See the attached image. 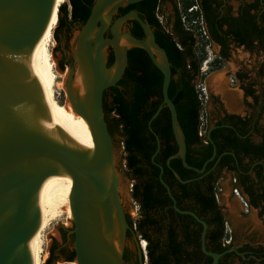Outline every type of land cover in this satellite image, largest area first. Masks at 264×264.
Segmentation results:
<instances>
[{"label":"water","instance_id":"1","mask_svg":"<svg viewBox=\"0 0 264 264\" xmlns=\"http://www.w3.org/2000/svg\"><path fill=\"white\" fill-rule=\"evenodd\" d=\"M145 0H96L85 25L75 39V66L70 67L65 90L74 112L90 126L94 153L73 149L72 132L59 122L49 102L33 79V69L39 41L46 32L56 0H0V264H32L28 242L40 226V210L36 196L55 185L64 172L73 180L71 210L75 235L73 249L77 264H126L124 252L128 224L122 199V181L117 169L116 147L103 110L104 93L123 78L128 66V53L133 48L147 52L163 74V104L149 122L159 115L163 106L171 113L172 128L179 152L171 159H181L185 168L197 173L206 170L186 164L187 142L178 120L175 104L169 97L172 81L167 52L157 43L147 21L132 11L114 20L120 8ZM60 13V8H59ZM59 20V18H58ZM136 20L145 31V38H135L123 27ZM111 33L112 37H106ZM126 37L130 47H122ZM115 60L108 66L109 49ZM84 76L86 93L83 99L74 89L76 70ZM213 129V128H212ZM210 132L208 138H210ZM158 154L161 144L156 135ZM177 213L191 215L202 226L201 250L219 264L222 257L234 252L244 256L236 247L224 253L206 248L209 225L196 213L177 207L170 186L163 180ZM169 168H171L169 166ZM182 184L183 181L175 172ZM114 225L119 226L115 230ZM118 228V227H117ZM114 242L120 247L115 249ZM141 264H145L144 254Z\"/></svg>","mask_w":264,"mask_h":264},{"label":"trees","instance_id":"2","mask_svg":"<svg viewBox=\"0 0 264 264\" xmlns=\"http://www.w3.org/2000/svg\"><path fill=\"white\" fill-rule=\"evenodd\" d=\"M68 2L72 7L70 11L68 4L63 2L56 7L57 28L54 32V39L58 46L55 50L59 48V33H71L70 29L73 24H81L82 28L88 20L96 0H68ZM158 3L159 0H145L125 6V12L138 8L146 13V15H142L141 19L158 27L156 41L167 52L172 70L169 97L176 106L178 120L186 136L188 148L186 164L202 169L206 161L212 157L214 147L217 149V157L213 163L222 157V168L228 167L230 171L233 170L229 166L231 162L240 161L246 152L253 155L255 161L262 162L258 164L261 184L259 189L248 194L249 203L252 207L257 208L260 201L263 202L260 212V216L263 217L264 143L257 145L243 141L238 135L244 136L245 133L235 122L231 123L234 130L226 127L217 128L211 132L212 142L204 143L206 137L202 138L199 135L203 106L199 100L195 82L200 78V69L207 59L205 45L198 46L197 40L182 28L180 16L178 22L182 35L178 37L177 41L174 40V37L161 27L155 16ZM183 3L186 11L194 4L191 0H184ZM112 64L113 57L108 65ZM62 69H64V65H62ZM221 69L222 62L216 60L211 72ZM123 77L117 87L111 88L114 100L111 108L107 109V115H114L112 123L124 148L126 168L132 180L135 181L132 196L141 205V218L137 227L139 233L148 241V262L149 264H212L213 259L206 256L201 250L203 226L192 216L179 214L173 208L169 212L166 211L165 206L168 204L172 206L173 201L160 182L162 170L158 165L164 167L162 178L170 186L176 201L181 199L183 201L192 195L195 197L198 205L195 213L209 225L206 248L214 253H224L229 250L231 245L224 246V240L228 238L233 240L232 234L230 237L228 236L227 221L215 197L219 177L209 183L207 187L203 186L202 180L181 184L173 171L183 181L196 179L201 175L185 168L182 160L178 158L169 161L171 167L169 168L167 162L171 156L178 154L179 147L174 136L168 107L163 106L157 118L152 121L151 127L154 132L149 129L150 120L163 104V74L154 65L145 50L133 48L129 51L128 66ZM125 82L132 84L129 91L120 89V86H123ZM246 94L253 96V91H248ZM262 96L264 98V94ZM261 113L264 115V106ZM229 118L236 119L240 123L245 121V119L234 115ZM156 135L160 139L161 147L154 158L156 163L154 164L152 158L158 149ZM213 163H210L207 168ZM175 184L181 189L180 195L174 191ZM237 186L245 195L239 179ZM177 207L186 211L181 205L177 204ZM130 225L134 227V222H131ZM151 230L155 231L156 235L150 234ZM66 233H69V230L65 231L63 242L67 240ZM246 250L259 254L247 255ZM238 251L245 254L246 260L236 253H227L219 264H264V248L255 249L247 245ZM75 260L76 254L73 251L68 262H75ZM52 263L51 255L46 264Z\"/></svg>","mask_w":264,"mask_h":264},{"label":"flooded vegetation","instance_id":"3","mask_svg":"<svg viewBox=\"0 0 264 264\" xmlns=\"http://www.w3.org/2000/svg\"><path fill=\"white\" fill-rule=\"evenodd\" d=\"M183 1L184 0H159L155 16L161 27L167 33L171 34L174 37V40L177 41L178 37L182 35V31L179 28V22H178L179 16L181 20V14L188 13V10L191 8L193 9L196 8L193 14H188L189 21L192 22L193 24V31L186 30L182 21L181 24H182V28L197 40L198 46L205 45V49L207 48V50H209V48H213L214 52L216 53L215 58L210 60V64L207 68L208 76L209 74L214 73L211 72V70L216 60H220L222 64L233 61L236 64L235 67L237 69L235 76L230 80V84L234 86L235 84L239 83L240 88L244 93L245 99L252 100L251 103H247V109L244 116L231 114L224 108L223 104L219 101V98L211 94L210 88L208 87V101L206 105V115L209 118L212 117L211 119L212 125L210 124L207 126L206 134L202 137V138L206 137L204 143L208 144V142H212V140H209L208 138V133L210 130L212 132L217 128H224V127L234 130V127L231 126V123L235 122L239 124V127L245 133L244 136L238 135L243 141L257 145L263 144L264 125L261 122L264 115H262L261 112L264 106V101H263L264 98L262 96L264 94V83L262 84L261 82L262 80H264V0H191L194 4L187 11L184 9ZM67 3L68 6L72 8L70 3L69 2ZM125 11H126L125 7L120 9L116 14L114 20L132 11L138 13L140 17H142V15L144 14L146 15L145 12H143L138 8L131 10L127 13ZM81 26H82L81 24H77V25L73 24L70 30L72 32L74 29H80ZM150 26L156 37V32L158 31V27L151 23ZM123 30L131 33L133 36L138 37L140 39H144L146 36L144 29L136 20L127 21L123 27ZM61 34L59 33V41H60L59 46L61 45V41H62ZM70 34L71 33H66L65 36ZM106 37L111 38L112 37L111 33L107 34ZM240 55H244V58L248 57L249 59L248 62L252 67L250 71L246 70L248 65L244 63L245 60L239 61L237 59ZM112 57L114 63L115 55L112 48H110L107 59L108 64ZM67 59H68L67 56L65 54H62V58L59 62V65L60 66L64 65V63L67 62ZM200 74H201V69H200ZM198 80L195 82V87H197ZM258 80L260 82H258ZM117 86L118 85H116L115 87ZM131 86L132 84L130 82H125L123 86H120V89L123 91H129L131 89ZM248 91H253V96H247L246 93ZM113 100H114V93L110 88L106 90L104 93L103 110L106 121L108 123L110 134L115 144V138L117 132L114 130V124L112 123V119L110 118V116L107 115V109L111 108L113 104ZM209 104L212 106V110L210 111L208 109ZM232 115L241 117L243 118V120L245 119V121H243V123H240L236 119H230L229 116ZM219 124H223V125H219ZM215 151L217 157V149L214 147V152ZM225 154H223V156H225ZM216 157L212 161H209L211 158L207 160L206 163L209 161L207 163V166L210 163H213ZM253 158H254L253 155L248 154L247 152L244 153L240 161L234 160V162L230 163L229 166L230 168L233 169L230 171L228 167L222 168V157H220L209 168H207L206 166V170L203 173L201 174L198 173L201 175L199 178L192 179V181L202 180L203 186L207 187L209 183L213 182L217 177H219L217 182V189L215 192V197L219 204L220 193L222 191L221 189L218 188L219 183L226 175H230L233 182L232 194L235 196L234 190L239 191V194L243 201H241L237 196L235 197L240 200L245 217L249 216L252 211H255L259 219L264 221V216L263 217L260 216V212L262 211L263 208V202L260 201V204L258 205L257 208L252 207L249 203L250 197L248 194L253 190L255 192L257 189H259L261 184L259 178L260 171L258 168V164L262 162H257ZM238 179L242 184V188L243 191L245 192V195L242 192V190L237 186ZM134 184H133V188H134ZM133 188L131 190L132 193H133ZM174 191L176 193H179V195L181 194V189L177 184L174 185ZM132 199L135 200L133 196ZM256 201L258 202V200ZM135 202L137 201L135 200ZM176 203L184 207L186 211H191L194 213L195 211L197 212L196 206L198 205L193 195L185 198L183 201L182 199L178 200L176 201ZM172 208L174 209V203L172 206L170 204L165 206L167 212H169ZM124 209L128 224L131 227L130 223L132 221L130 219V215L132 213H130V211L125 208V206ZM140 209H141V205H140ZM227 224L228 221L226 223V226ZM131 229L132 230H128L127 232L124 261L126 264H141V255H140L141 247L139 241L140 239H144V240L146 239L143 237L141 233H139L137 223L136 226L134 225V227H131ZM59 233L62 242L58 243L57 241H53L50 247L49 254L50 256L52 255V262H53L52 264L54 263L58 264L60 260L68 259L71 255H73V251H74V249H70L72 246H74V242H75V238L73 239V234L66 233L67 240L66 242H63V236L65 232L62 229H60ZM149 233L152 235H156V232L153 230L149 231ZM230 245L231 248L236 247L237 250L247 245H250L255 249L259 247L264 248V246L261 245L254 246L250 242L242 244L240 245V247L235 246L234 243H231ZM141 252L142 254H144L142 250ZM245 253L247 255L259 254L258 252L249 251V250H246ZM242 254L244 256L243 257L240 256V257L246 260L245 254L244 253Z\"/></svg>","mask_w":264,"mask_h":264},{"label":"rangeland","instance_id":"4","mask_svg":"<svg viewBox=\"0 0 264 264\" xmlns=\"http://www.w3.org/2000/svg\"><path fill=\"white\" fill-rule=\"evenodd\" d=\"M63 3L68 4V0L61 1ZM60 2V3H61ZM71 10L69 6V11ZM57 28V16L55 17V22L53 25V34ZM79 29H74L70 35L65 36L64 33L61 34V45L57 50L55 48L58 46V43L54 39V46L51 48L52 56L56 63L55 73L57 76V82L62 83L65 85L66 78L70 67L75 66V39ZM202 42V41H201ZM209 44V43H208ZM207 51V59L211 60L215 58V52L213 48L205 49ZM62 54L67 56V62L64 63V69L62 66L59 65V62L62 58ZM239 61L245 60L244 63L248 65L246 70H251V65L249 64V59L244 58V55H240L237 58ZM203 66V65H202ZM236 64L233 61L227 62L222 64V69L218 72H214L209 74L206 79V83L210 88L211 94L213 96L219 98V101L223 104L224 108L231 114H237L244 116L247 109V103H251V99H245L244 93L240 88V84H235L232 86L230 84V80L236 74ZM222 76L224 83L222 85V89L225 91V94L220 92H216V85L214 80ZM258 82H260L258 80ZM264 83V80L261 82ZM215 85V86H214ZM224 87V88H223ZM258 89V87H257ZM56 93V100L60 104H65L68 102V97L66 94V90H62L58 87H55ZM228 93V94H227ZM227 94V95H226ZM225 95V96H224ZM227 96V97H226ZM231 108V109H230ZM209 111L212 110V106L209 104L208 106ZM111 119L114 118V115L110 116ZM211 118L207 116L206 120V129L208 125H212ZM264 125V117L261 122ZM115 147H116V161H117V169L122 181V199L126 209L132 213L130 215V219L134 223H138L141 218V209L138 202L132 199V188L135 181L132 180L129 171L126 168V161H125V153L123 145L120 142V137L116 134L115 138ZM219 189H221L220 193V202L219 205L223 209V214L225 219L228 221L226 226V230L228 232V236L230 237L231 234L233 236L232 243L235 246H239L250 242L252 245L257 246L261 245L264 246V221L259 219L257 213L252 211L249 216L245 217L242 204L238 198H236L232 194L233 182L230 175H226L219 183ZM55 222V223H54ZM49 229L44 233V250L42 254V259H44V263H47V260L50 258V247L53 241H57L58 243L62 242L59 230L62 229L64 232L66 230L72 231L73 225L72 222L69 220V217L66 215H62L54 221ZM233 232V233H230ZM46 238V239H45ZM229 239V238H228ZM144 240V239H143ZM144 246V244H143ZM73 249V246L70 248ZM47 255V256H46ZM46 256V257H45ZM145 259V258H144ZM55 264V263H54ZM58 264H77L75 262H68L66 260H60ZM149 264V262H148Z\"/></svg>","mask_w":264,"mask_h":264},{"label":"bare ground","instance_id":"5","mask_svg":"<svg viewBox=\"0 0 264 264\" xmlns=\"http://www.w3.org/2000/svg\"><path fill=\"white\" fill-rule=\"evenodd\" d=\"M61 1L63 0H56L51 22L39 41L32 77L44 92L56 119L72 132L74 139L73 149L87 151L91 157L93 156L95 147L89 124L84 118L74 112L72 103L69 99L65 104H60L56 100L55 87L62 90L65 89L64 84H58L57 82V76L55 73L56 63L51 52V48L55 43L53 25L56 17V7ZM120 44L122 47L131 46L126 37H123L120 40ZM214 83L216 85L215 91L225 94V91L222 89L224 83L222 76L216 78ZM74 89L79 91L80 97L83 99L86 93V87L84 76L78 68L74 80ZM72 189L73 180L68 173L64 172L55 185L36 196V201L40 210V226L38 231L28 242L32 264L44 263V259H42L45 246L44 233L49 229L52 223L62 215L68 216L69 220L72 221L70 202ZM114 229H119V226L114 225ZM114 246L115 249L120 252V247L117 242H114Z\"/></svg>","mask_w":264,"mask_h":264},{"label":"built area","instance_id":"6","mask_svg":"<svg viewBox=\"0 0 264 264\" xmlns=\"http://www.w3.org/2000/svg\"><path fill=\"white\" fill-rule=\"evenodd\" d=\"M195 10H196V8H194V9L191 8L188 10V13L181 14V21H182L183 25L185 26L186 30H188V31H193V24H192V22L189 21L188 14H193ZM195 23H198V22H195ZM209 64H210V60L206 59V61L203 63V67L201 68V74H200L201 76L197 82V87H196V90H197V93L199 96V100L201 101V104L203 106V111H202V116H201L202 125H201L200 133H199L200 137H203L206 134V122H207V120H206V118H207L206 105H207V101H208V86L206 83V79L208 77L207 68H208ZM234 194L241 201H243L238 190H234ZM134 225L136 226V223H134ZM231 241H232V238L224 240V246H229L231 244ZM139 244H140L141 250L143 251L144 256H145L144 257L145 258V264H148V257H147V245H148V243L146 240L140 239ZM143 244H144V246H143Z\"/></svg>","mask_w":264,"mask_h":264}]
</instances>
